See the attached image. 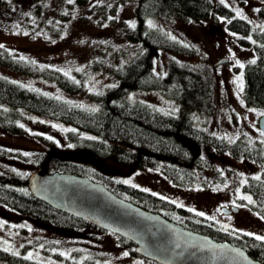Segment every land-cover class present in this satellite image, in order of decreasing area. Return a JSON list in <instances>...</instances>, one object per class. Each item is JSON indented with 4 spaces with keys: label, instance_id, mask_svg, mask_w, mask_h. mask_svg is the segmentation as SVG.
Instances as JSON below:
<instances>
[{
    "label": "rangeland",
    "instance_id": "1",
    "mask_svg": "<svg viewBox=\"0 0 264 264\" xmlns=\"http://www.w3.org/2000/svg\"><path fill=\"white\" fill-rule=\"evenodd\" d=\"M223 3L254 28H264V14L260 11L264 0H224ZM136 4V0H74L73 3L68 0H11L5 6L0 5V45L40 66L47 65L67 73L80 89L68 91L48 77L24 74L1 63L0 75L83 107L96 106L93 95L116 84L115 69L132 60L141 50L128 36L132 28L129 22L136 24ZM149 20L164 33L194 48L192 54L160 49L154 64L156 73H166L171 61L202 69L212 80L214 110L206 115L188 111L155 88L134 89L127 97L167 112H187L195 124L211 133L229 141L242 138L250 146L264 148V135L258 126L264 108L247 106L243 92L238 94L236 82L243 73L236 60L245 65L254 58V48L241 44V35L230 30L224 19L187 23L177 18L152 17ZM222 58L226 60L220 61ZM241 79L243 84V76ZM25 115L21 133L0 127V145L11 151V154L0 155L3 172L26 177L38 166L36 159L42 153L76 151L67 137V124L31 111H26ZM200 151L208 165L196 172V179L190 185L174 182L160 168L131 170L128 165L113 159H100L88 152H80L77 157L117 180H130V184L176 201L178 205L204 212L207 217L215 216L213 221L222 228L227 225L228 229L253 233V236L264 235V219L255 210L253 196L244 186L249 176L262 175L261 166L227 152L214 153L205 145ZM25 153H28L27 159L19 156H26ZM244 196H251L253 202L244 200ZM232 205L238 206V210H222ZM0 246L26 256L31 253V258L48 264H136L138 261L161 264L132 253L131 249L120 245L118 235L111 231L90 227L75 231L57 228L2 203ZM125 251L129 252L127 257L123 256ZM0 264L8 263L0 261Z\"/></svg>",
    "mask_w": 264,
    "mask_h": 264
},
{
    "label": "trees",
    "instance_id": "2",
    "mask_svg": "<svg viewBox=\"0 0 264 264\" xmlns=\"http://www.w3.org/2000/svg\"><path fill=\"white\" fill-rule=\"evenodd\" d=\"M7 3L0 0L2 6ZM136 3V27L128 30V36L139 44L141 50L132 60L115 69L118 77L116 84L93 95L96 106L83 107L0 75V127L21 133L26 111L67 124V137L76 151L65 154L42 153L36 159L38 166L48 172L86 175L103 183L117 195L185 227L206 233L217 240L240 245L252 257L264 262V241L239 230L224 231L207 216L201 217L197 215L198 212L172 203L165 197L123 183L77 157L80 152H88L100 159H113L128 165L131 170L137 167L160 168L174 182L182 185L193 184L196 172L208 165L200 151L204 145L214 153L227 152L237 158H247L262 168L260 179L249 176L244 186L253 196L255 210L264 217L263 147L250 146L242 138L229 141L224 136L211 133L195 124L196 121L187 112H167L127 97V93L134 89L155 88L181 103L188 111L210 114L215 106L213 84L202 69L171 61L166 73L161 75L155 71L154 64L160 49L192 54L194 48L178 37L173 40V36L156 27H149L147 22L152 17L177 18L186 23L212 18L226 20L227 27L241 35L240 43L254 48V58L245 63L243 68V100L247 106L264 108V28H254L247 19L236 16L228 5L212 0H136ZM260 11L264 14V6L260 7ZM20 57L15 50L0 47V63L6 67L24 74L48 77L68 91L80 89L76 80L64 72L47 65L40 66L26 58L21 60ZM10 152L0 145V155ZM19 156L28 158L27 155ZM26 179L27 176L5 173L0 169V203L57 228L74 231L85 227L99 228L35 197ZM118 242L138 254L130 239L118 235ZM26 257L21 252H12L0 246V261L5 263L48 264Z\"/></svg>",
    "mask_w": 264,
    "mask_h": 264
},
{
    "label": "water",
    "instance_id": "3",
    "mask_svg": "<svg viewBox=\"0 0 264 264\" xmlns=\"http://www.w3.org/2000/svg\"><path fill=\"white\" fill-rule=\"evenodd\" d=\"M258 126L264 131V116L258 118ZM26 181L35 197L101 229L130 239L135 244L136 253L158 263L264 264L242 246L185 227L117 195L86 175L48 172L38 166L28 174ZM222 210L237 211L238 206H225ZM177 244L180 247H176Z\"/></svg>",
    "mask_w": 264,
    "mask_h": 264
},
{
    "label": "snow or ice",
    "instance_id": "4",
    "mask_svg": "<svg viewBox=\"0 0 264 264\" xmlns=\"http://www.w3.org/2000/svg\"><path fill=\"white\" fill-rule=\"evenodd\" d=\"M8 2L11 3V0H8ZM68 2H69V3H73L74 0H68ZM223 2H224V0H221V3H223ZM237 15H240V13L237 12ZM147 23H148L149 27H155V25L153 24V22H152L151 20H149ZM129 24H130V27H132V28H135V27H136L135 22H131V21H130ZM25 34H27V33H25ZM234 35H235V34H234ZM171 38H172L173 40L176 39L174 36L171 37ZM249 39H251V37H249ZM253 42H254V41H253ZM0 47H3V45H0ZM20 59L23 60V59H25V57H20ZM251 62L254 63L255 61H251ZM235 63H236L237 65H239V67H240L241 69L244 68V65H243L242 63H240L239 60H236ZM66 74H67V73H66ZM242 76H243V73L241 72L240 76H238V77L236 78V82H237V84H238V94H239L240 92H243V84H242V79H241ZM241 102H242V101H241ZM93 110H95V109H93ZM250 111H255V110H254V109H250ZM260 115H261V116H264V112H261ZM21 127H23V125H21ZM261 135H264V131L261 132ZM48 139H52V137H48ZM25 155H28V153H25ZM255 179L258 180V179H260V177L257 176V177H255ZM123 183L130 184L131 181H130V180H125V181H123ZM144 190H145V191H148L147 189H144ZM153 195H156V194L153 193ZM242 198H243L244 200L249 201V202H253L251 196H244V197H242ZM172 203H176V201H172ZM233 203H234V202H233ZM180 206H182V205H180ZM190 211H194V209H190ZM197 215L203 217V216H205V213H204V212H198ZM261 218L264 219V217H261ZM207 219H209V220H215L216 217H215V216H209V217H207ZM223 230H224V231H228V226L225 225V226L223 227ZM116 231H118V230H116ZM125 235H127V233H125ZM246 235L252 236V235H254V234H253V233H246ZM255 239H256V240H260V241H264V235H257V236H255ZM57 243H59V242L57 241ZM41 247H43V245H41ZM176 247H180V245L177 244ZM128 255H129V252H127V251H125V252L123 253V256H125V257H127ZM31 257H32V254L29 253V255L26 257V259H31ZM136 264H143V262H142V261H138V262H136Z\"/></svg>",
    "mask_w": 264,
    "mask_h": 264
}]
</instances>
